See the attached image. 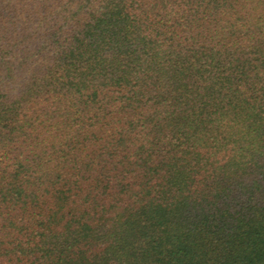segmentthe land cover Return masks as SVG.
<instances>
[{
	"label": "trees",
	"instance_id": "trees-1",
	"mask_svg": "<svg viewBox=\"0 0 264 264\" xmlns=\"http://www.w3.org/2000/svg\"><path fill=\"white\" fill-rule=\"evenodd\" d=\"M0 264H264V0H0Z\"/></svg>",
	"mask_w": 264,
	"mask_h": 264
}]
</instances>
